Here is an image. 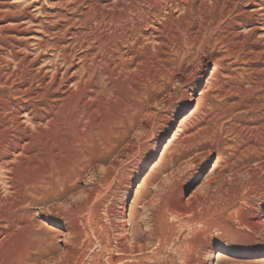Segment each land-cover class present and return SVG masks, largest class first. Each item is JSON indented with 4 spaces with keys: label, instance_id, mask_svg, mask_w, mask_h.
<instances>
[{
    "label": "rangeland",
    "instance_id": "374dc122",
    "mask_svg": "<svg viewBox=\"0 0 264 264\" xmlns=\"http://www.w3.org/2000/svg\"><path fill=\"white\" fill-rule=\"evenodd\" d=\"M15 1L22 5L20 8L37 2L33 14L39 22L27 23L24 28L37 30L31 35L33 44L45 41L46 47L34 48L32 55L44 56L39 66L50 69L47 65L55 55L50 47L53 38L43 39L38 34L42 31L39 25L54 30L57 26L54 22L59 18L47 19L48 13L64 15V5H70L71 0ZM257 1L264 4L262 0ZM104 4L107 6L104 11L118 9L117 0H107ZM263 12L260 10V19H264ZM166 30L162 31V36L165 34L162 43L148 36L150 39L144 46L135 45L127 56L132 61L124 72L116 69L113 75H86L87 88L83 93L75 94L72 90L63 99L61 114L65 113L53 120L54 125L47 132H42L57 138L50 156L38 158L35 143L23 152L14 153V157L3 154L1 145L5 135L1 132L8 125L5 121L8 90L15 83L7 72L14 65L8 68L5 63L0 64V182L3 184L0 183V264H66L68 249L82 254L80 264H107L105 239L93 234L94 223L110 228L127 222L130 229V215L137 242L147 243L143 254L151 264H264V229L254 226L264 222V199L253 195L245 203L240 199H224L237 190L242 192L241 183L248 177L245 172L253 169L264 177V166L259 167L264 161L255 160L264 156V120L256 118L258 91L264 90V31L249 36L242 29V36L230 37L229 49L224 51L216 67L205 57L185 59L177 54ZM229 115L234 119L230 126ZM215 120L221 125L216 128L217 138L207 141L196 164L190 165L193 155H189L190 148L184 142L200 125L209 126ZM41 169L68 175L65 183L58 185V193L65 197L51 204L54 213L50 216L40 214L41 207L35 206L31 199L38 198L29 189L36 174L42 173ZM236 170L244 174H236ZM88 191L92 193L95 212L91 215L83 212L80 227L69 225L65 221L69 220L70 205L81 203ZM162 191L165 199H161L160 210L169 236L157 240L162 231L156 226L155 214L151 215L145 205L154 204V196ZM217 193L222 197L225 194L224 198L205 199ZM26 200L31 205H23ZM59 207H64L63 213L57 212ZM68 228L82 234L78 243L73 244V236L66 232ZM119 235L117 229L110 230L109 239L114 242Z\"/></svg>",
    "mask_w": 264,
    "mask_h": 264
},
{
    "label": "bare ground",
    "instance_id": "6f19581e",
    "mask_svg": "<svg viewBox=\"0 0 264 264\" xmlns=\"http://www.w3.org/2000/svg\"><path fill=\"white\" fill-rule=\"evenodd\" d=\"M43 1L45 0H42V2ZM104 3H107V0H71V3H69L70 5H64L65 8L63 9L62 7L63 10L61 9L62 11H64V15L62 14V12H57L55 15L48 13L47 19L59 18V20L54 22L55 25L57 24L54 30L48 28L49 26L43 28L41 27V25L43 24L39 25V28L42 29V31L38 34H40L43 39L44 37L53 38V43L50 47L51 52L55 55L53 56L54 60L51 62L52 64L48 63L47 65L50 66V69H47L46 66H39L41 63V59L44 56L35 58L32 55V51L34 50V48H36L37 50H43L46 47L45 41L38 40L36 44H33V36L31 35L36 34L37 30L33 31L30 28H24L27 23L36 25V22H39V20L34 17L33 14L34 10L37 7V2H30L26 7L23 6L24 8H20V6L22 5L16 3L15 0H0V64L5 63L6 67L8 68L12 64L14 65V68L11 69L10 72L7 70V72L9 73V77H11L12 83H15V86H10L8 90L9 101L6 103L7 119L5 121H7L9 126L6 124V126H4L6 128H4V131L1 132L5 135L4 141H2L3 145H1V148L3 147V154L9 156L11 155L12 157H14V153L23 152L26 148L32 146L33 143H35L36 150L34 151L36 152V156L38 158L43 157L45 154L46 156H50V152L54 150L57 145V138H54L53 135L52 138L51 136L46 135L47 133L42 134V132H47L48 127L53 124V120L58 117L63 111L61 104L63 99L66 98L67 95L72 94V90H74L73 93L75 94H80L81 92L83 93V91L87 88L85 85L86 82L84 81L86 75H90L92 77H103L107 76L108 73H112L116 69L124 72L126 68H129L128 66L131 58L128 60L129 57L127 56L128 54L131 55V50L135 49L132 48L137 44L144 46L151 37L152 39L158 41V43H162V37L165 36V34L164 36H162L163 29H167L166 32H168V36H170L171 40L174 41V45L173 43L172 45L177 54L181 55L185 59H192L200 56L205 57L209 60H212L214 62V66L216 67L219 66V59L220 57H222L224 51H227L229 49L227 46L230 37L236 38L242 36V32H240V30L242 29L245 31L247 30V34L249 36H255L259 31H264V19L259 18L260 10H264V4L258 3L257 0H117L118 9L115 12H107L109 10L108 8H106L108 9L107 11H104L103 8L107 7ZM39 8L40 7H38V9ZM59 8H61V5ZM177 13L178 15H175ZM60 20L62 21V24L58 26ZM44 22L47 23L46 21ZM75 27H77L78 29H76ZM148 31H151L150 35L147 34ZM262 35V37H264V34ZM148 36L150 37L149 39ZM261 41L263 40L261 39ZM125 47L127 49H125L126 52H124L123 50ZM76 51L77 53L79 51V53L76 54ZM258 51L259 50L257 49V52ZM171 55L174 56V53ZM110 75H108V78L110 77ZM106 78L107 77H105V79ZM10 85L12 84L10 83ZM258 93L259 97L257 100L259 101V106H257L258 109H256V118L263 121L264 90L259 89ZM75 102L76 100L73 103ZM70 109L71 107H69V110ZM0 111L2 110L0 109ZM222 117L224 116H220V118ZM216 120L213 121V123L209 126L208 124L206 126L200 125L190 134L188 140L185 139L186 141L184 143L188 145V149L190 148L189 155H193L190 159V165L196 164L197 156L206 148L205 143L209 140L217 138L216 128L220 127L221 125H219ZM233 120L234 119H232L231 116L228 120L229 126L231 123H233ZM26 131H28L29 134H26ZM35 132L41 133L36 135ZM56 135L58 137L59 134ZM59 137L60 138L58 140H61V136ZM2 149H0V151ZM32 154L30 156H33ZM45 158L46 157H44V159ZM263 159L264 156L258 157L255 160L256 162L262 163L264 161ZM244 165L247 164L245 163ZM262 166H264V163L260 164L259 167ZM52 170L46 172V169L45 171H42L41 169L42 173H39L38 175L36 174L37 177H34V182H32L31 184L29 183L30 191L38 198H31L33 200L32 203L35 206L41 207L42 212L40 210V214L43 213L47 216L53 215L54 213V209L51 204L56 202V200L59 201L60 199L65 197L63 193H58V189L59 186H61L59 185V183L66 181V178L68 177V175L66 177L63 172L62 174H56L57 171L55 173ZM256 172L253 169L252 171L245 172L247 173L248 177L246 178V180H244L243 184L241 183L242 192H239V190H237V188H241L239 186L235 189L237 191L234 192L233 195L228 194L224 198L225 194L222 197L220 193H217L212 196L208 195L205 199H240L244 203L249 201L248 199H252L254 196L260 199H264V177L260 174L257 175ZM59 173L61 172L59 171ZM242 173L244 174L243 171L236 170V174ZM19 191H22V188ZM163 191V194L161 192V194L158 192L156 193L157 195L154 196V199H156L154 201V204L148 203L145 205V207L148 208V211H150L151 215H153V213L155 214L154 216L157 219L156 226L158 227L159 231H162V234L161 232L158 233V235L160 234V236L156 237L157 240L160 238L165 239L167 238V236H169V228L165 225L164 222V213L160 210L162 204L161 199H165ZM13 192L15 191L13 190ZM250 195H253V197H251ZM91 201L92 193L88 191L83 201H80L81 203H73L72 205L69 204L70 209L68 211V215L66 214L69 220L65 222H67L69 225H80L83 219L80 217V215L83 212L86 211L90 213L89 215L95 212L94 204H91ZM22 204L29 206L31 205V202L29 200H26L23 201ZM64 210V207H62L57 212L63 213ZM168 213L175 214V212ZM122 215L124 216V213ZM95 219L97 218L95 217ZM128 222L131 226L130 229H128L127 222H123L121 224L118 223L119 225H116L115 227L110 226V228L107 227L108 225H106L107 228L99 225L101 224L99 222V224L94 223L95 228L92 229L93 234L97 237L102 236L105 239L103 248L107 252L106 263L151 264L147 262V257L143 254L147 249V243L137 242L138 238L136 227L135 225H133L132 215L129 216ZM254 226L255 229H257V227H259L260 229H264V222L259 221ZM72 229L68 228L66 232L68 236H73L71 237V239L73 238L72 242L74 244L81 238L82 234L79 232H74V229ZM113 229H117V231H120V235L118 236V238L114 239V242H111V240L109 239V234L110 230L113 232ZM129 232H131V236L129 235ZM159 253L160 251L157 252V254ZM67 255L68 256H66L65 258L66 264L82 263V254L78 255L75 253V251L72 252L68 249Z\"/></svg>",
    "mask_w": 264,
    "mask_h": 264
}]
</instances>
